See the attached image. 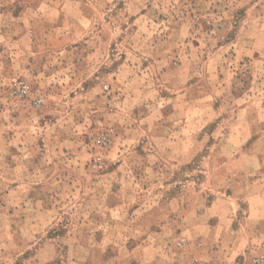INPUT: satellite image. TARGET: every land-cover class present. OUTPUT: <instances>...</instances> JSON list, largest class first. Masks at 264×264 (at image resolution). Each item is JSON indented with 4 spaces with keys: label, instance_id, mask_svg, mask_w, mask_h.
<instances>
[{
    "label": "rangeland",
    "instance_id": "obj_1",
    "mask_svg": "<svg viewBox=\"0 0 264 264\" xmlns=\"http://www.w3.org/2000/svg\"><path fill=\"white\" fill-rule=\"evenodd\" d=\"M0 264H264V0H0Z\"/></svg>",
    "mask_w": 264,
    "mask_h": 264
}]
</instances>
